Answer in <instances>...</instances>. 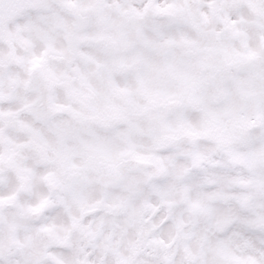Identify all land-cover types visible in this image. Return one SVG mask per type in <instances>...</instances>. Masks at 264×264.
Instances as JSON below:
<instances>
[{
	"label": "snow or ice",
	"instance_id": "obj_1",
	"mask_svg": "<svg viewBox=\"0 0 264 264\" xmlns=\"http://www.w3.org/2000/svg\"><path fill=\"white\" fill-rule=\"evenodd\" d=\"M0 264H264V0H0Z\"/></svg>",
	"mask_w": 264,
	"mask_h": 264
}]
</instances>
